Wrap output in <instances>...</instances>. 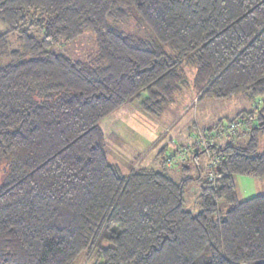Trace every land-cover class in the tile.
Here are the masks:
<instances>
[{
    "label": "trees",
    "instance_id": "trees-1",
    "mask_svg": "<svg viewBox=\"0 0 264 264\" xmlns=\"http://www.w3.org/2000/svg\"><path fill=\"white\" fill-rule=\"evenodd\" d=\"M134 18L148 39L120 28ZM87 31V59L54 50ZM190 86L199 104L256 103L227 124L193 125L210 169L196 212L185 208L193 178L169 171L184 146L156 150L160 170L125 174L102 128L129 107L160 117ZM244 116L263 121L249 142L217 145L238 138ZM260 130L264 0H0V264H264V194L240 201L235 183L264 179Z\"/></svg>",
    "mask_w": 264,
    "mask_h": 264
},
{
    "label": "rangeland",
    "instance_id": "rangeland-1",
    "mask_svg": "<svg viewBox=\"0 0 264 264\" xmlns=\"http://www.w3.org/2000/svg\"><path fill=\"white\" fill-rule=\"evenodd\" d=\"M120 28L126 34L133 35L136 38L140 37L142 39H148L151 36V33L147 27L139 23L136 18L130 19L127 23L120 25ZM54 50L66 54L75 60H85L96 52V42L94 36L89 31H87L76 41L66 45H57ZM185 70L187 77L191 82H193L195 71L191 67H186ZM177 98L178 99L176 103L167 108L160 117H153L146 113H142V116H137L132 114L133 108L129 107V111L126 110L125 115H122L123 110H120L115 115L106 119L102 123V128L107 141L108 151L110 153V157L109 153L108 157L111 159V162L114 161V157L118 156L115 148L117 147V144L122 141V138H119L117 135L120 137L124 135L122 148L126 151H129L130 156H128V158H123L122 162L128 165L133 161L134 155L139 153V151H142V148L145 149L141 154L143 155V158L141 159L138 157L136 159V162H140L141 166L151 160L155 151L158 148H161V143L164 141H166L167 144L171 140L173 141V145L171 143L167 149V154L169 155H175L176 152L180 151L181 147L184 146L182 149H184L185 152H180V154H177L168 160L169 166H173V168H170L169 171L174 169V171L171 173L172 177L177 182H181L183 178H193L192 181L189 180V187L185 191V208L187 210L196 212L199 210L198 196L200 194L201 179L203 177L201 173L204 174L205 172L203 171H205L208 167V160L205 154L207 151L201 142L198 144L194 142L192 133L186 131V119H182V122L179 119L176 120L179 112L184 111V109H190L188 112L189 115L186 114V116L192 117L190 123H192L194 126L198 123L200 126L206 129L207 126L213 128L220 123H222L220 125L227 124L229 119H235L240 113L244 111L250 112L255 110L256 103L249 101L244 95H238L229 100L210 99L207 101L206 99L199 104L198 91H196L193 86H190L189 89L178 95ZM131 119L134 120L136 125ZM240 119H242L240 121L243 122L241 124L238 123L236 127L233 126V128H231V133L233 135L236 134L235 132H239L238 138L232 139L230 137H224L216 142L217 145L224 147L228 144V142H237V146H245L249 142H246V139L250 140V133L252 129L259 127L263 123V121H256V116L249 119L244 116L240 117ZM130 125L139 132L143 133L142 136L145 138L144 143L146 146L143 144L141 139L138 141L139 139L135 136L136 131H132L129 127ZM167 129L170 130L167 134L163 135V137H166L162 141H158L159 138L154 139V135L164 133ZM114 131H116L117 135L112 133ZM198 132L202 134L203 130L199 129ZM257 132L259 151L264 152V131L260 130ZM137 143H139L141 146H138ZM120 151H122V149H119V152ZM182 161L184 163H182ZM185 163L186 168L183 165ZM128 165L122 166L127 168ZM141 166H139V168H142ZM161 166L162 165L158 160L153 163L152 166H149V168L151 167L150 169H155L156 167L160 170ZM209 170L208 172L206 170V172L209 173ZM122 171L125 174H128L127 170L124 169ZM235 183L238 199L240 201L264 194V179L258 180L251 177L240 176L236 177ZM93 262L94 258L92 259L90 257L88 258L86 255H82L75 262V264H91Z\"/></svg>",
    "mask_w": 264,
    "mask_h": 264
},
{
    "label": "crops",
    "instance_id": "crops-1",
    "mask_svg": "<svg viewBox=\"0 0 264 264\" xmlns=\"http://www.w3.org/2000/svg\"><path fill=\"white\" fill-rule=\"evenodd\" d=\"M126 110H128L129 111V108L128 109H125L124 111H123V114L122 115H125L126 113H125V111ZM190 111V109H188V110H186V109H184V111H182V112H179V115H178V117H177V119L176 120H180L181 122H182V119H187V117L188 116H186V114H188L189 115V112ZM128 113V112H127ZM132 114H135V115H137V116H142V113H140V112H138L136 109H134L133 108V113ZM191 118L192 117H188V121L186 120V124L185 125H187L186 126V131H188V132H192V127H193V124L192 123H190V121H191ZM132 120V122H134V120L133 119H131ZM195 121H196V118H195ZM128 123H129V121H128ZM184 123V122H183ZM134 124H135V122H134ZM136 125V124H135ZM195 126H197V127H200V128H202V129H205V128H203L202 126H200L198 123H197V125H195ZM130 127V129L132 130V131H134L135 132V136L139 139L138 141H140V139L143 141V144L145 145V143H144V136H142V134L143 133H141V132H139L137 129H135L134 127H132L131 125L129 126ZM141 128V127H140ZM207 128H210V127H206V129ZM142 129V128H141ZM169 130L170 129H167L164 133H161V134H159V135H154V139L155 138H159L158 139V141L159 140H163L166 136H164L163 137V135L164 134H167L168 132H169ZM112 133H115L116 135H117V133H116V131H114V132H112ZM141 136H140V135ZM112 135V134H111ZM119 138H122V141H120L118 144H117V147L115 148V151L117 152V154H118V156L117 157H114V161L113 162H111V159L109 158V160H110V162L111 163H113V164H117L120 168H121V170H127V172L128 173H130L131 171H133V170H135V169H137V168H139V166H141V163L140 162H136V159L138 158V157H140L141 159L143 158V155H141L142 153H143V151L145 150V149H143L142 148V151H139V153H136V155H134V159H133V161L132 162H130L129 163V165L128 164H126V163H123L122 162V160H123V158H128V156H130V152L129 151H126V150H124L123 148H122V142H124V135H122V137H120L119 135H117ZM142 141H141V145H142ZM158 141H156V142H158ZM249 141V139H246V142H248ZM137 145L138 146H141L139 143H137ZM167 145V143H166V141H164L163 143H161V148L159 149H157L158 151H161V149H163L165 146ZM146 146V145H145ZM119 149H122V151H120L119 152ZM108 153H109V151H108ZM114 154V153H113ZM109 157H110V153H109ZM156 161H158V159L156 158V157H154V155L152 156V158H151V160H149L147 163H145L143 166H141L142 168H149V166H152V164L153 163H155ZM126 166V165H128V167L127 168H125V167H123V166ZM151 168V167H150ZM149 168V169H150ZM139 169H141V168H139ZM154 170H159V168H156L155 167V169ZM174 170H172L171 172H173Z\"/></svg>",
    "mask_w": 264,
    "mask_h": 264
},
{
    "label": "built area",
    "instance_id": "built-area-1",
    "mask_svg": "<svg viewBox=\"0 0 264 264\" xmlns=\"http://www.w3.org/2000/svg\"><path fill=\"white\" fill-rule=\"evenodd\" d=\"M200 142L202 143L203 146H205V148H207V140L204 139L203 137H201Z\"/></svg>",
    "mask_w": 264,
    "mask_h": 264
}]
</instances>
